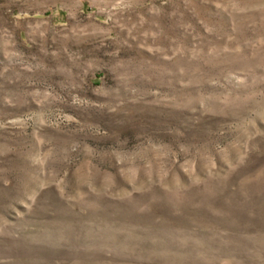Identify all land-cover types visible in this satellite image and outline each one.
<instances>
[{
  "label": "rangeland",
  "instance_id": "rangeland-1",
  "mask_svg": "<svg viewBox=\"0 0 264 264\" xmlns=\"http://www.w3.org/2000/svg\"><path fill=\"white\" fill-rule=\"evenodd\" d=\"M0 264H264V0H0Z\"/></svg>",
  "mask_w": 264,
  "mask_h": 264
}]
</instances>
